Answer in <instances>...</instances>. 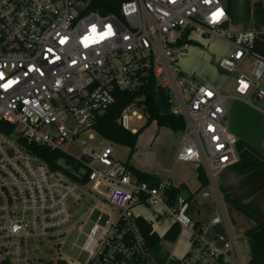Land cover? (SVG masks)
I'll return each mask as SVG.
<instances>
[{"label":"built area","instance_id":"2783aa9c","mask_svg":"<svg viewBox=\"0 0 264 264\" xmlns=\"http://www.w3.org/2000/svg\"><path fill=\"white\" fill-rule=\"evenodd\" d=\"M257 1L264 9V0ZM224 3L123 0L117 14L103 15L92 9V0H0V264H33L31 243L57 240L78 228L84 216L74 221L69 203L76 207L84 201L90 205L85 216L94 221L81 248L88 264H253L240 249L244 243L249 252L246 240L233 232L207 238L209 226H228L223 211L215 212L208 225L190 215L193 201H211L218 191L179 194L171 203L170 193L179 188L171 170L152 186L117 160L112 147L69 152L94 131L116 92L136 93L155 84L185 123L178 162L201 166L209 184L236 163V139L226 123L221 90L184 75L178 65L193 35L225 39L233 49L219 61L222 69L233 74L246 60L251 63L249 74L236 79L235 94L250 104L264 101V53L255 47L260 31H231ZM142 115L131 105L117 122L130 129L133 116ZM30 146L62 152L76 165L88 160L80 172L75 164L59 161L66 171L87 175V181L54 169ZM154 158L149 151L141 156L150 167ZM136 203L160 205L165 217L190 233L191 248L182 259L174 257V243L164 239L169 257L159 261L136 223Z\"/></svg>","mask_w":264,"mask_h":264},{"label":"rangeland","instance_id":"374dc122","mask_svg":"<svg viewBox=\"0 0 264 264\" xmlns=\"http://www.w3.org/2000/svg\"><path fill=\"white\" fill-rule=\"evenodd\" d=\"M224 4L230 10V30L233 32L250 29L259 30L260 35L257 37L255 47L258 51L264 52L263 7H260L257 0H225ZM193 39L196 44H191L188 50L179 57L178 65L182 73L186 76H192L202 83L211 82L220 89L221 95L224 97L223 106L226 110V123L229 131L237 129L238 135L235 137L244 139L255 150L257 149L258 152L263 153L264 137H260L259 130L264 127V101L259 103L251 101V104H247L235 95L236 79L241 74H249V70L251 69L250 60H246L235 73L230 74L219 66L221 58L228 56L233 49L230 42L222 38L198 34L193 35ZM138 114L141 113L138 112ZM146 120L144 115H142V119L133 116L129 127L132 130L138 131L144 127ZM181 142V131H174L170 127L153 121L142 130L138 145L134 150L128 146L109 142L99 133L89 131L69 148V152L76 155L89 148L98 150L100 147L109 146L114 150V156L117 160L128 163L131 167L143 173L153 176L157 175L164 179L166 178L164 170L175 169L176 171L184 167L188 170L187 164L176 162L175 160L176 149ZM146 151L155 154L154 167L145 166L138 159V156L145 154ZM216 178L222 188L224 206L231 221L233 212L230 205L241 208V212H251V205H256V203L264 198V182L255 183L249 177H237L234 171L228 168L219 171ZM196 186H198L197 182L189 183L191 190ZM188 192V189H185L183 195L187 196ZM69 207L71 208L74 221L84 216L82 224L78 228L70 230L65 237L58 238L57 240L47 238L35 239L30 246L33 264H59V261L63 260H72L75 264H88L89 255L83 252L81 248L85 243L90 228L94 225L91 217L85 216L90 205L84 201L77 203L76 207H73V204L70 202ZM196 208L197 206L194 202L191 209V217H193ZM113 213L115 217L118 215L116 209H114ZM157 213L161 214V209L155 206H143L135 210V214L144 217L152 223L153 228L162 237L170 227L172 220L166 218L164 215L161 222L156 223L154 215ZM209 217L210 212L208 209L202 208L200 218L206 220ZM244 236V233L241 232L238 233L237 238ZM190 238L191 235L188 231H182L179 234L176 241L177 246L174 250L176 258L182 259L189 252L191 248ZM240 249L244 257L249 258V252L245 249L244 243L240 244Z\"/></svg>","mask_w":264,"mask_h":264},{"label":"trees","instance_id":"16d2710c","mask_svg":"<svg viewBox=\"0 0 264 264\" xmlns=\"http://www.w3.org/2000/svg\"><path fill=\"white\" fill-rule=\"evenodd\" d=\"M123 0H92V9L98 11L100 14L118 13L119 5ZM191 44H196L194 41ZM116 101L107 111L105 116L99 121L94 131L99 133L104 139L117 145H124L134 150L138 144V140L142 130L148 127L153 121H157L158 124L170 127L174 131H181L183 133L185 129V123L182 117L176 116L172 113L171 107L165 91L158 89L155 84L142 89L136 93H128L123 91L116 92ZM135 105L146 115V124L140 130L135 133L130 129H127L123 125L117 122L118 118L127 107ZM32 152L40 156L54 169H60L66 171L60 164V160H64L66 163L75 164V160L70 156L48 149L40 148L37 146H30ZM88 160L81 161L74 165L76 172L86 170L88 168ZM134 174L139 180L149 182L151 176L147 173H143L134 167H131ZM74 180L80 183L87 181V175L82 174V177H78L76 174L68 172ZM88 173V170L86 171ZM197 178L201 183V189L209 185L208 178L205 170L199 166L197 168ZM152 182L154 180H151ZM158 184H151L152 186ZM180 194V188L173 190L170 193V202L175 200L176 196ZM136 223L141 230L143 236L147 242L153 246L157 244L161 238L153 232V228L149 222L139 217L136 218ZM181 229L178 225H173L164 235V239L175 243ZM247 244L249 245L250 261L256 264V261L264 256V220L261 223L259 230L254 231L245 237Z\"/></svg>","mask_w":264,"mask_h":264},{"label":"crops","instance_id":"0c3cea01","mask_svg":"<svg viewBox=\"0 0 264 264\" xmlns=\"http://www.w3.org/2000/svg\"><path fill=\"white\" fill-rule=\"evenodd\" d=\"M260 52H262V51H260ZM262 53H264V52H262ZM208 83H211V82H208ZM236 97L240 100H243L240 97H238L237 95H236ZM247 104H250V103H247ZM236 131H237V129L232 130L231 134L236 139L237 162L232 164V165L227 166L224 169H227V168L232 169L237 177H240V176H245L246 178L249 177L251 179V181H253L255 183L264 182V148H263V153L260 151L258 152L257 149L255 150L244 139H238L237 137H235L236 135H238ZM259 131H260V137L263 138L264 137V127H262ZM135 132L136 131H134V133ZM182 142H183V133H182ZM182 142L180 143L179 147L176 149V156H177V153L179 152V150L182 146ZM263 142H264V140H263ZM146 152H148V151H146ZM141 156L142 155H139L138 159L140 160L141 163H143L141 160ZM155 159H156V156L154 158V162H155ZM175 160H176V158H175ZM176 162H178V161L176 160ZM185 164H187L188 170L185 167L183 169H180V168L177 169L178 171L177 170L175 171V169L171 170V180L173 181L176 188H178V187L180 188V194L183 195V191L185 189H188L189 192H188L187 196H185V197H190L194 193H198L203 188L201 189V183L199 182V180L197 178V168L199 167V165L196 163H185ZM145 166H148V165H145ZM224 169H222V170H224ZM164 173L166 174L165 170H164ZM150 176H151V179L148 182L149 184H154V183H157V182L162 180V178H160L157 175H154V176L150 175ZM216 177H217V174L214 177L213 183L212 184L210 183L205 189L213 190L214 194L218 191L219 194H218L217 198L212 199L210 202L206 201L203 204H199L200 202L197 201V199H196L190 205V215H191V213H192L191 209L194 205V202L196 203L197 208H196V211L194 210L195 213H193V217L196 220L193 217L192 218L196 222H199L201 224L208 225L209 221L211 220V218L215 212L223 211L224 214L226 215L227 220H228V226H226L224 224H220V225H216V226H209L208 229L206 230L207 231L206 232L207 238L215 239V238L220 237V236L225 237L229 234L230 231L236 235H238V233L243 232L244 235L246 236V235H248L254 231L259 230L261 227V223L264 220V198L261 199L260 202L256 203V205L255 204L251 205L252 206L250 208L252 210L251 212H249V211L241 212L240 211L241 208H236L234 205L233 206L230 205V208L233 212L232 213L233 218L231 221L229 214H228V212L224 206L222 188L218 184ZM151 180H154V181L152 182ZM193 182H197L198 186L194 187L193 190H191V188L189 187V183H193ZM211 187H213V188H211ZM206 203H208V204H206ZM143 206L159 207L161 209V214L157 213L156 215H154L155 216L154 220L156 221V223L161 222L162 218L164 217V214H163V208L160 205H150V204H140V203L134 204L132 211L137 218L141 217V218L145 219L144 217L135 214V210L137 208L143 207ZM202 208L203 209L207 208L208 211L210 212V217L206 220L205 219L203 220L200 218V211L202 210ZM145 220L147 222H149L147 219H145ZM150 224L153 228L152 223H150ZM173 225H174L173 222H171V225L167 229V231ZM183 231H186V230H183ZM153 232L158 235L157 231L154 228H153ZM166 232H165V234H166ZM164 235L162 237L158 235L161 238V240L157 244L151 246L148 243L149 246L153 248V251L156 254V256L158 257L159 261H161L162 263H165L169 257V254L167 253V251L162 246L163 241H164ZM245 236L242 238L240 237L239 239L241 241H243V239H245ZM176 246H177V242H175L173 244V248H172L173 255H174V250H175ZM174 257H175V255H174ZM176 259H178V258H176ZM256 264H264V256H262L260 259H258L256 261Z\"/></svg>","mask_w":264,"mask_h":264},{"label":"water","instance_id":"95a60500","mask_svg":"<svg viewBox=\"0 0 264 264\" xmlns=\"http://www.w3.org/2000/svg\"><path fill=\"white\" fill-rule=\"evenodd\" d=\"M244 240V239H243Z\"/></svg>","mask_w":264,"mask_h":264}]
</instances>
